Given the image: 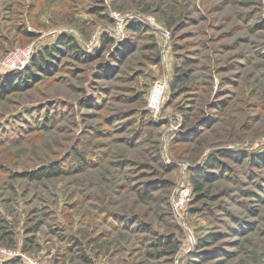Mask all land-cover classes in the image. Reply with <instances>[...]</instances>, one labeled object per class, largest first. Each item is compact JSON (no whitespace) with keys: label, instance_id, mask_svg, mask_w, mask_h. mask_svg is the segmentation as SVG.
Instances as JSON below:
<instances>
[{"label":"rangeland","instance_id":"1","mask_svg":"<svg viewBox=\"0 0 264 264\" xmlns=\"http://www.w3.org/2000/svg\"><path fill=\"white\" fill-rule=\"evenodd\" d=\"M0 78V264H264V0H0Z\"/></svg>","mask_w":264,"mask_h":264},{"label":"trees","instance_id":"2","mask_svg":"<svg viewBox=\"0 0 264 264\" xmlns=\"http://www.w3.org/2000/svg\"><path fill=\"white\" fill-rule=\"evenodd\" d=\"M131 28L134 29V30H138L139 31L140 28H141V26L133 25V26H131ZM106 40H108V39L106 37H104V41H106ZM68 41L67 42L65 41L66 45L69 47V49L74 50L75 45L73 43H69ZM54 50L55 49H53V51ZM53 51L50 50V49H45V54L52 56L54 54ZM79 51L80 50H76V52L78 54H82ZM55 52H57V50H55ZM37 59H38V57H37ZM35 61L36 60L33 61L34 65H38V64H36ZM38 61L40 62V59ZM30 77L31 76H29V78ZM15 83L16 82H14L13 84L15 85ZM16 84H17V86H11V88H12V89H10L11 91H13V90H20L21 89V86H19V85H21L19 80L17 81ZM6 85H7L6 81L5 80H2V78H0V87H6ZM1 97H3V96L0 94V98ZM74 154L80 159V161H81L80 164L86 165L87 162L85 160V157H84L82 151L75 149ZM226 155L228 157H231V158L235 159L236 161H242V160H244L247 157V158H249V160L251 161V163H254L255 165H258V167H259V165H261L260 167H264V156H257V157L256 156H249L245 152H241L240 154H236V155H233L230 152H226ZM209 160H210V158H209ZM211 166L212 167H215V168H221V166L217 162H215V159H212ZM61 173H63V172H62V170H61V168L59 167L58 164H51L49 166H46L44 168H41L38 172H35L34 174L33 173L26 174V175L24 174V176H26V177H28L30 179H41L43 177L49 178V177L58 176ZM191 180L193 182V185H194L195 190L200 189L201 182H199V180L198 179H195L194 177H192ZM141 197H144V194H141ZM207 237L210 238L211 240L214 239V236H212L210 234ZM208 241L209 240L207 238H205V239L202 240V243L200 245L203 246ZM155 243H161V244L168 243L169 244L170 242H169V239L168 240H164V242H161V239H159V240H157V242H152L150 245L153 246V247H156L155 246ZM161 244H159V245H161ZM189 264H192V263L189 262Z\"/></svg>","mask_w":264,"mask_h":264},{"label":"bare ground","instance_id":"3","mask_svg":"<svg viewBox=\"0 0 264 264\" xmlns=\"http://www.w3.org/2000/svg\"><path fill=\"white\" fill-rule=\"evenodd\" d=\"M161 94H162V86L160 84L156 85L155 88L153 89V93L151 96V103L153 105L158 104Z\"/></svg>","mask_w":264,"mask_h":264},{"label":"built area","instance_id":"4","mask_svg":"<svg viewBox=\"0 0 264 264\" xmlns=\"http://www.w3.org/2000/svg\"><path fill=\"white\" fill-rule=\"evenodd\" d=\"M187 197H188V191L185 188H182L180 193H179L177 202H176L177 205L181 206L183 204V201L186 200Z\"/></svg>","mask_w":264,"mask_h":264}]
</instances>
